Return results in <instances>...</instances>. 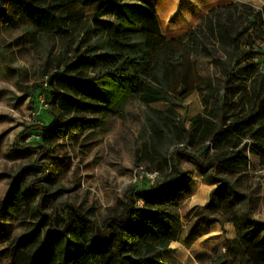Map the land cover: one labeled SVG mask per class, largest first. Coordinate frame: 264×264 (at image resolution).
<instances>
[{
    "label": "trees",
    "instance_id": "trees-1",
    "mask_svg": "<svg viewBox=\"0 0 264 264\" xmlns=\"http://www.w3.org/2000/svg\"><path fill=\"white\" fill-rule=\"evenodd\" d=\"M135 1L46 0L38 6L21 0L36 32L44 33L55 22L54 33L68 38L61 70L45 81L51 88L52 124L29 126L22 134L37 129L51 142L61 138L68 128H93L97 119L73 118L72 112L121 111L136 93L145 106L147 127L140 150L141 162L150 165L153 171L178 172H168L166 181L135 194L168 193V202H175L178 192L175 184L185 177L179 170L177 153H180L196 163L206 183H217L202 212L205 214L204 210L214 203L216 209L226 210L231 195H241L229 175L248 164L246 147L241 146L243 141H252L253 149L249 152L258 156L259 164L264 166V69L259 67L253 51L256 42L264 41V7L256 8L243 1L218 5L195 27L169 38L160 31L151 1ZM79 5L94 6L95 19L106 14L115 17L105 21V31L94 35L98 24L84 17L77 9ZM133 15H141L140 26L134 23ZM198 58L210 60L215 76L197 71ZM193 90L200 93L204 108L202 114L191 118L189 128L179 125L175 110L151 106L156 102L173 103ZM81 94L104 106L82 102L78 98ZM167 140L186 143L194 149L173 150L170 161L166 156L160 158ZM25 191L18 193L14 186L7 190L0 199V217L19 208L31 192L39 193L37 206L41 211L46 189L40 180H32ZM135 194L126 191L120 215L105 218L102 228L75 210L74 215L67 214L63 226L57 229V216L48 215L49 228L41 245L29 254L27 264H158L174 238L171 212L163 205L149 202L137 206ZM245 220L243 224L231 220L236 235L221 242L222 255L212 257L207 251H200L195 257L198 260L207 257L209 264H253L261 258L258 264H264V232L259 238L251 237L250 221L259 222L248 217ZM208 221L198 217L189 231L201 225L203 229L194 234L196 238L208 233ZM39 227L37 224L35 230ZM231 243L253 249L255 260L246 257L237 262L232 260Z\"/></svg>",
    "mask_w": 264,
    "mask_h": 264
},
{
    "label": "rangeland",
    "instance_id": "rangeland-1",
    "mask_svg": "<svg viewBox=\"0 0 264 264\" xmlns=\"http://www.w3.org/2000/svg\"><path fill=\"white\" fill-rule=\"evenodd\" d=\"M32 5L42 6L46 0H25ZM134 3L135 0H122ZM157 13L160 31L169 38H176L195 27L207 12L222 4L243 1L256 8L264 7V0H150ZM140 3V2H138ZM85 18L96 20L98 26L94 35L105 31L106 20L114 14L94 18V6H77ZM27 8L21 0H0V199L14 186L18 193L26 192L32 180L39 179L46 191L41 211L37 202L39 193H28L24 201L11 213L0 217V264H27L29 254L41 245L44 233L49 228L48 215L58 218L57 229L64 224L68 215L75 210L87 216L97 227L110 215H120L127 190L154 189L166 181L168 172L153 171L150 165L142 163L140 150L146 136L145 106L136 93L128 99L121 111L74 110L71 117L97 119V125L90 129L68 128L65 134L48 142L37 129L23 135L29 126L49 127L52 118L51 88L45 84L47 77L61 70L63 48L68 38L57 35L55 22L44 33L35 31L27 17ZM133 21L141 25V15H133ZM185 32L174 35L181 31ZM253 51L259 67L264 69V41L256 42ZM69 55V54H68ZM197 71L215 76V68L208 58L197 59ZM219 70V69H217ZM78 98L94 106L104 104L87 95ZM201 95L190 91L183 99L175 102H156V109H173L177 121L184 128L190 127V120L203 113ZM66 117L63 116V119ZM167 140L161 149V157L173 150L192 151V146ZM248 164L245 169L229 175L237 183L241 195H231L227 209L215 208V203L202 212L209 200L210 191L217 183L209 184L196 163L177 153L179 170L185 176L176 185L175 202L169 203V195H134L137 206L145 202L163 205L171 212L174 238L168 249L161 254L158 264H209L207 257L199 260L195 253L207 251L212 257L224 252L221 238L234 235L232 219L239 224L248 219L252 225L251 237L259 238L264 232V166L258 156L249 152L253 143L245 140ZM205 146V145H204ZM19 147V148H16ZM159 160V159H158ZM36 166L31 167V166ZM27 167L24 171L23 168ZM155 173L151 180L149 174ZM247 212L249 213L247 215ZM208 221L209 235L196 238L203 226L189 231L190 224L198 217ZM40 224L39 229L35 226ZM236 234V233H235ZM205 238V239H204ZM245 247V246H244ZM253 249L231 243L230 256L237 262L246 257L255 260ZM253 261V264L260 263ZM226 264V263H225Z\"/></svg>",
    "mask_w": 264,
    "mask_h": 264
},
{
    "label": "crops",
    "instance_id": "crops-1",
    "mask_svg": "<svg viewBox=\"0 0 264 264\" xmlns=\"http://www.w3.org/2000/svg\"><path fill=\"white\" fill-rule=\"evenodd\" d=\"M159 21H160V23H163V21H166V20L160 19ZM185 31H186V29H185L184 31H181V32H178V33H173V32H171V33L174 34V35H179V34L185 32ZM209 233H210V231H209L208 233H206V234H204V235L198 237V238H201V237H203V236H206V237H207V235H209ZM235 235H236V234H235V232H234V235H232V236L229 237L228 239H232V238H234ZM204 239H205V238H204ZM224 239H225V238H224ZM224 239H223V237H222V238H221V242H222Z\"/></svg>",
    "mask_w": 264,
    "mask_h": 264
},
{
    "label": "built area",
    "instance_id": "built-area-1",
    "mask_svg": "<svg viewBox=\"0 0 264 264\" xmlns=\"http://www.w3.org/2000/svg\"><path fill=\"white\" fill-rule=\"evenodd\" d=\"M155 175H156L155 173H153V174L150 173L149 174V177L151 178V180H153L155 178Z\"/></svg>",
    "mask_w": 264,
    "mask_h": 264
}]
</instances>
